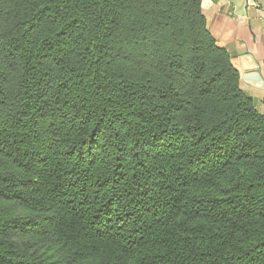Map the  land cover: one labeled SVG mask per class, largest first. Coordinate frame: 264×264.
<instances>
[{"label": "trees", "instance_id": "1", "mask_svg": "<svg viewBox=\"0 0 264 264\" xmlns=\"http://www.w3.org/2000/svg\"><path fill=\"white\" fill-rule=\"evenodd\" d=\"M201 0H0V264H264V114Z\"/></svg>", "mask_w": 264, "mask_h": 264}, {"label": "crops", "instance_id": "2", "mask_svg": "<svg viewBox=\"0 0 264 264\" xmlns=\"http://www.w3.org/2000/svg\"><path fill=\"white\" fill-rule=\"evenodd\" d=\"M207 30L229 55L239 73V87L264 114V0H201ZM255 73L261 84L244 83Z\"/></svg>", "mask_w": 264, "mask_h": 264}, {"label": "water", "instance_id": "3", "mask_svg": "<svg viewBox=\"0 0 264 264\" xmlns=\"http://www.w3.org/2000/svg\"><path fill=\"white\" fill-rule=\"evenodd\" d=\"M242 81L244 83L254 84V86H258L259 84H261L258 75L255 73L243 75Z\"/></svg>", "mask_w": 264, "mask_h": 264}]
</instances>
